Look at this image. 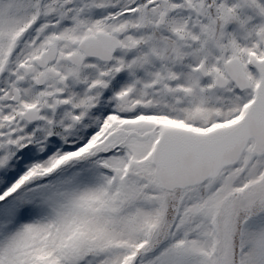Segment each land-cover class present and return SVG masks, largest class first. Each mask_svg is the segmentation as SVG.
Segmentation results:
<instances>
[{
	"label": "snow or ice",
	"instance_id": "1",
	"mask_svg": "<svg viewBox=\"0 0 264 264\" xmlns=\"http://www.w3.org/2000/svg\"><path fill=\"white\" fill-rule=\"evenodd\" d=\"M0 264H264V0H0Z\"/></svg>",
	"mask_w": 264,
	"mask_h": 264
}]
</instances>
